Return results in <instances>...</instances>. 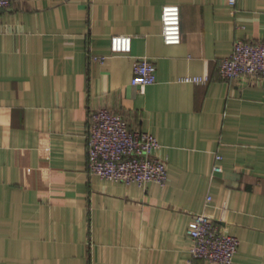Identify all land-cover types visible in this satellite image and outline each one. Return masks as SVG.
I'll use <instances>...</instances> for the list:
<instances>
[{
    "label": "crops",
    "instance_id": "crops-1",
    "mask_svg": "<svg viewBox=\"0 0 264 264\" xmlns=\"http://www.w3.org/2000/svg\"><path fill=\"white\" fill-rule=\"evenodd\" d=\"M11 1L0 14V264H188L203 213L239 238L233 264H264V80L219 74L235 41L264 43V0ZM166 5L181 10L179 45L162 37ZM115 35L132 37L130 54L111 52ZM142 57L157 66L144 90L132 84ZM103 108L158 139L165 186L89 173V116Z\"/></svg>",
    "mask_w": 264,
    "mask_h": 264
},
{
    "label": "built area",
    "instance_id": "built-area-1",
    "mask_svg": "<svg viewBox=\"0 0 264 264\" xmlns=\"http://www.w3.org/2000/svg\"><path fill=\"white\" fill-rule=\"evenodd\" d=\"M235 6L237 0H229ZM11 0H0V14L9 9ZM162 37L166 45L182 42L181 10L178 5H166L162 12ZM132 37L115 35L111 52L130 54ZM105 62V58H96ZM219 74L224 80L243 78L264 80V43L237 40L231 54L219 62ZM208 77H185L183 82L206 83ZM157 82V66L147 57L134 64L132 84L141 90ZM160 143L151 133L132 129L119 113L103 108L91 112L87 130L88 171L102 179L143 186L154 182L165 186L168 181V161L156 155ZM213 174L221 173L222 156L217 155ZM210 200V198H209ZM190 260L233 264L240 246L238 237L223 232L209 215L196 214L188 229Z\"/></svg>",
    "mask_w": 264,
    "mask_h": 264
}]
</instances>
